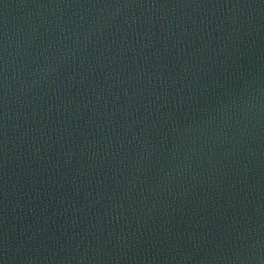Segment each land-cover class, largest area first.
Here are the masks:
<instances>
[{
  "label": "water",
  "instance_id": "obj_1",
  "mask_svg": "<svg viewBox=\"0 0 264 264\" xmlns=\"http://www.w3.org/2000/svg\"><path fill=\"white\" fill-rule=\"evenodd\" d=\"M0 264H264V0H0Z\"/></svg>",
  "mask_w": 264,
  "mask_h": 264
}]
</instances>
